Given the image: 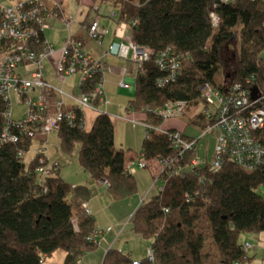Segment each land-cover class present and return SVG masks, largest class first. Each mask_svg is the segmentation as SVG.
Returning a JSON list of instances; mask_svg holds the SVG:
<instances>
[{"label":"trees","instance_id":"obj_1","mask_svg":"<svg viewBox=\"0 0 264 264\" xmlns=\"http://www.w3.org/2000/svg\"><path fill=\"white\" fill-rule=\"evenodd\" d=\"M97 1L113 4L110 16L128 25L129 38L150 51L141 65L134 64L133 98L127 103L130 112L142 116L141 123L157 127L163 118L155 116L154 110L167 101L183 100L187 125L205 130L211 122L203 112L205 84L223 94L238 82L251 100L264 95V0ZM167 50L178 56V67L174 79L159 86L156 79L169 74L158 66L159 56ZM6 121L0 111V132ZM114 132L104 111L88 130L63 120L56 130V147L65 156L78 147V165L90 179L104 180L114 200L126 199L138 189L131 164L126 169L127 161L138 155L127 156V151L116 149ZM179 132L188 140H198ZM253 134L264 146V126ZM143 139L140 154L146 167L158 163L152 173L153 184L160 185L134 211L131 230L152 240L154 263L208 264L209 254L203 250L208 227L218 252V262L213 264H254V255L248 254L240 235L264 231V196L257 191L264 186V168L248 170L229 160L212 172L208 161L191 165L194 146L170 170H161L158 160L176 156L178 149L159 132L151 131ZM32 141L22 135L18 142L0 144V264H41L56 252H62L63 264H79L84 253L98 247L88 239L96 224L94 216L81 207L91 199L92 188L66 182L58 158L50 161L46 151L41 166H49L50 173L41 176L36 151L29 161L24 154L17 155L19 149L26 152ZM39 141L44 143L43 138ZM261 259L264 264V256ZM132 261L129 252L109 248L102 264ZM140 264L149 262L145 257Z\"/></svg>","mask_w":264,"mask_h":264},{"label":"built area","instance_id":"obj_2","mask_svg":"<svg viewBox=\"0 0 264 264\" xmlns=\"http://www.w3.org/2000/svg\"><path fill=\"white\" fill-rule=\"evenodd\" d=\"M82 1L80 0L79 5ZM98 9L92 6L91 11ZM61 15L59 2L53 0H15L10 4H0V103L2 104L3 118L7 120L0 132V144L18 142L22 135L31 139L44 134H55L61 121L65 120L71 125L77 122L82 127L85 123V112L90 109L102 112L100 104L107 103L104 95L105 64L99 58H94L86 48V39L97 44L102 42V30L99 28V16L84 24L83 36L72 35L69 31L62 40V45L55 47L43 36L45 29L49 28L48 19ZM75 19V18H74ZM71 20L66 19L68 29ZM212 23L217 25L216 16H212ZM124 30L129 26L121 23ZM69 30V29H68ZM129 38V37H128ZM108 46V50L111 49ZM119 56L127 58L132 52L131 60L141 65L150 51L134 43L130 38L128 42L122 41L119 47ZM167 50L159 56L158 66L161 70L169 71L165 77L156 79L159 86H164L174 79L178 67V56H173ZM166 56V59H164ZM47 64L54 75L64 78L78 75L79 93L73 95L60 86L52 85L45 78L44 72ZM22 68V71L18 70ZM249 80H246L248 82ZM225 93L211 88L208 84L202 86V99L207 104L203 110L206 118L211 121L205 132H213L215 136L212 160L208 170L215 172L226 161H232L244 169L264 168V146L259 145L253 132L264 126V95L250 99L248 90L241 83H234L226 89ZM12 98L18 104L25 106V111L19 118L12 117ZM186 107L183 100L167 101L164 106L154 110L155 116L168 118V116H182ZM145 135L152 130L165 134L170 139L178 154L174 157L160 158L161 170H170L174 162H179L184 152L192 150L196 141L184 138L178 130L166 131L145 122ZM47 139H44V142ZM44 144V143H43ZM46 146L36 149L41 176L50 173L49 166H41L44 162ZM24 150L18 151L22 156ZM180 159V160H179ZM191 165L199 163L197 157L191 159ZM147 162L144 156L138 160L140 168H145ZM130 169V164L126 165ZM179 170L176 167L175 172ZM188 196V195H187ZM82 210L88 216L92 211L85 202ZM88 237L97 242L96 232ZM246 244L245 248L248 249ZM149 264L154 263V252L151 246L145 250ZM78 259V263H79ZM132 264H140L133 260Z\"/></svg>","mask_w":264,"mask_h":264},{"label":"crops","instance_id":"obj_3","mask_svg":"<svg viewBox=\"0 0 264 264\" xmlns=\"http://www.w3.org/2000/svg\"><path fill=\"white\" fill-rule=\"evenodd\" d=\"M15 0H0V4H10ZM59 2L61 7V15L50 17L48 19L49 24V30H54V39L49 40L45 33V37L48 41L52 42L55 47H59L62 45V40L67 35L68 31L70 33H76L80 36H83L81 27L84 26L89 20L93 19L94 17L90 15V8L92 5H99V2L97 0H81L83 3L79 5L80 0H56ZM53 0H48V4H52ZM78 2V3H77ZM109 2L107 1L106 4ZM78 4V6H77ZM111 4V3H110ZM102 5V4H101ZM100 5V6H101ZM113 5V4H111ZM113 7H109V16L105 21H102V19H99V28L102 30L103 36H102V42L100 44L95 43L92 40L86 39V48L90 52V54L94 58H99L102 62H104V73H105V87H104V95L106 96L107 103L100 104L99 107L106 113H110L111 111H117L118 107L116 105V95L121 96L125 95L124 89H133L134 86V78H131L130 75L134 74V62L132 60V63L126 67L125 60L129 58L128 54L127 58H123L119 56V47L122 41L128 42L129 37V29L124 30L121 23H117L115 18H112L110 15L113 14L114 11ZM107 17V16H105ZM75 18V19H74ZM71 20L68 29H66L65 20ZM73 21H76V24L74 25L73 31L71 28ZM72 23V24H71ZM55 24H57V27H55ZM71 25V26H70ZM111 45V49L108 50V46ZM129 69V71H128ZM45 78L48 82L52 84L53 78H60L62 79V86H66L68 92L72 93L73 95H76L79 93V85L78 84V75L75 74L74 76H70L73 80L70 81V83H67L68 77H58L53 74L51 68L47 64L45 69ZM66 79V80H65ZM56 85L55 83H53ZM52 84V85H53ZM56 85V86H61ZM127 96V95H125ZM112 98L115 103L111 102L109 100ZM119 103H124L122 101H118ZM125 110L128 109V106L123 105ZM122 106V108H123ZM135 113V112H134ZM110 118L111 115L109 114ZM142 117V116H141ZM94 118V117H93ZM112 119V118H111ZM93 123V122H92ZM141 125V124H140ZM87 127V125H86ZM85 127V128H86ZM87 129V128H86ZM197 156V155H196ZM209 162V161H208ZM127 163L131 164L133 162L127 161ZM134 164V163H133ZM140 168V167H139ZM132 169V168H131ZM137 182V180H136ZM72 183V182H70ZM80 183H87L89 187H91L93 184H95L97 187H100L99 189L101 191L107 187L105 181H98L94 179H90V177L83 175L79 181L74 184H80ZM93 196V194H92ZM136 196L135 199L126 200L127 204L129 203V209L128 213L122 218L115 217V214L118 212L113 209H111V206L116 202H113L109 199V202L107 204H101V201L98 200V196L94 195V197L86 203L88 205V208L92 211V216H94V220L96 221L97 227L100 229V234L97 237V243L98 247L93 251V253H86V257L81 261L79 264H82L83 262H88L89 264H102L103 258L105 256L106 250L109 248H115L120 250L123 253H130L131 258L133 260L139 261L145 258V250L146 248L151 244L152 240L145 241L144 238H142L140 235L134 233L133 230H131V217L134 213V211L137 209L138 205L148 198L147 196L144 197H138ZM128 198V197H127ZM139 199V200H138ZM115 217V218H114ZM128 219V221H127ZM127 221V222H126ZM53 253L49 258L45 260V262H49L52 258V256L59 257L61 259V262L63 260V254L62 252ZM41 263V264H49V263Z\"/></svg>","mask_w":264,"mask_h":264},{"label":"rangeland","instance_id":"obj_4","mask_svg":"<svg viewBox=\"0 0 264 264\" xmlns=\"http://www.w3.org/2000/svg\"><path fill=\"white\" fill-rule=\"evenodd\" d=\"M100 5H97L99 9V12H98L99 15L97 16H99V18L102 19V21H105L106 19L104 18H108L109 10L111 9L113 5H111L110 3L108 4L103 3L101 6ZM112 11H115L114 7ZM90 15L94 16L93 12L91 11V8H90ZM75 24H76V21L75 22L73 21L72 26L70 25L71 26L70 29H72V31H73ZM55 27H57V24H55ZM45 33L47 37L49 38V40L54 39V33H55L54 30L45 29ZM131 63H132V60H131V53H130L129 58L125 60L126 67H128ZM18 70L22 71V68H18ZM130 77L134 78V74L130 75ZM66 79H67V83H70V81L73 80L70 77ZM51 81H52V84L53 83H55L56 85L62 84V79L60 78H57V79L53 78V80ZM60 87L67 90L66 86L61 85ZM124 91H125V95L127 96L116 95L115 98H116L117 104H112V105H116L118 109L117 111H111L109 114L111 115L112 122H113L114 129H115L114 139H113L114 147L116 149H122V150L127 151V156L134 155L135 152H137V155H138L137 157L135 156L133 158L132 162L134 164L132 163L131 165L132 167L131 172L134 175L135 179L137 180L138 189L134 195L128 196L126 200L135 199L136 196L140 198V197H144L147 195H148L147 199H149L152 195L158 192V188L160 185L159 183L153 184V173L152 172L153 170L158 168V163L156 161L151 162L145 168H139L138 166L137 160L142 157L139 150H140L142 141L144 140L143 137L145 135V128H143L142 123L140 122L141 119L143 118L141 117L139 113H134V112L132 113L128 109L125 110L123 105L126 106L128 101L133 98V93H132V90L130 89H126V90L124 89ZM12 100H13V105L11 109L12 115L14 118H19L20 114H22L25 111V106L23 104H18L16 98H12ZM109 100L115 103L114 100H112V98H110ZM122 100L124 103H122L121 105V103H119L118 101H122ZM97 114H98L97 112H94L90 109H88L85 112L84 119H85V124L87 125L86 127L87 130L91 127L92 122L94 121L93 117H95ZM159 126L164 129L175 128L179 131H183V133L189 137L192 136L195 139H198L194 147L196 151V155H197L196 156L197 160H199L200 164H204L206 161L210 162L212 160L211 158L213 155V150H214L213 147L215 143V136L213 132H205L206 129L201 131L197 126L187 125L186 118L184 116H179V117L168 116V118H163ZM40 138L47 139V141H45L43 144L39 141ZM56 141H58V139L56 138V133L37 136L36 139L32 141L31 147L24 153L23 155L25 156L24 160L29 161L30 159H32L34 156L33 154L35 153L36 149L39 146L45 145L46 153L47 155H49L50 161H53L54 159L58 158V161L60 163V171H59L60 176L63 177V179L66 182L76 183L77 181H79V179L83 175L88 176L87 172L83 170L81 165H78V162H77L78 147L72 153V155L65 156L64 154H61V152L56 147V144H58ZM91 188H92V194H93V196H91V199L94 197V195L98 196V200L101 201L102 205L107 204L109 202V199L113 202L116 201L113 204V206H111V209H113V211L116 210L118 212L117 214H115V217L122 218L125 216L126 218V215L129 209V203L127 204L126 200L124 199L114 200L112 197H110L108 190L106 191V188H104V190L101 191L99 189L100 187H97L95 184H93ZM257 191L261 195L264 196V186H261L260 188H258ZM131 222H132V219H131ZM205 230H206V233L204 235L205 242H204L203 250H204V253H206L207 255L209 254L208 260H206L207 263L213 264V263L218 262L217 261L218 252H217V249L215 248V245L213 244L212 238H210L209 236L208 227ZM240 242H242L243 244L246 243L249 245L247 251L249 255H254V258H253L254 264H262L261 258L264 256V231L263 232L262 231L242 232L240 235ZM93 252H90V253H93ZM86 256H87L86 253H84L83 257H81V261H83V259ZM45 263L63 264V262H61V259L56 256H52L51 260L49 262L46 261ZM82 264H89V263L83 262Z\"/></svg>","mask_w":264,"mask_h":264},{"label":"bare ground","instance_id":"obj_5","mask_svg":"<svg viewBox=\"0 0 264 264\" xmlns=\"http://www.w3.org/2000/svg\"><path fill=\"white\" fill-rule=\"evenodd\" d=\"M98 12H99V9H96L95 11H94V13H93V15L95 16H97V15H99L98 14ZM72 34V33H71ZM74 35H77V36H80L79 34H76V33H73ZM72 34V35H73ZM81 127V126H80ZM86 127V124L84 123V125L82 126V128H84V129H86L85 128ZM87 130V129H86ZM152 131H155V130H152ZM151 132V131H150ZM155 132H159V131H155ZM160 133V132H159ZM147 134H149V133H147ZM93 230H95V232H96V238L98 237V235L101 233L100 232V229L97 227V225L95 224V226H94V229Z\"/></svg>","mask_w":264,"mask_h":264},{"label":"water","instance_id":"obj_6","mask_svg":"<svg viewBox=\"0 0 264 264\" xmlns=\"http://www.w3.org/2000/svg\"><path fill=\"white\" fill-rule=\"evenodd\" d=\"M104 181V180H103Z\"/></svg>","mask_w":264,"mask_h":264}]
</instances>
